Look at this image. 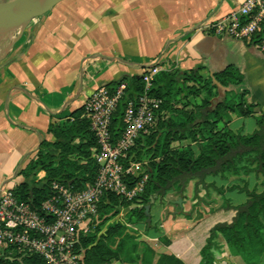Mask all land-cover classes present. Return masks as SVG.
Here are the masks:
<instances>
[{"label": "crops", "instance_id": "obj_1", "mask_svg": "<svg viewBox=\"0 0 264 264\" xmlns=\"http://www.w3.org/2000/svg\"><path fill=\"white\" fill-rule=\"evenodd\" d=\"M239 1L62 0L32 19L0 64V190L23 179L20 168L44 140L54 142L48 131L51 122L70 117L97 87L143 76L156 61L164 69L203 67L201 73L211 77L234 65L244 75L242 87L249 90V100L264 113V54L246 41L202 28L235 9ZM248 117L255 118L233 113L229 127ZM45 177L44 170L38 172L37 179ZM251 178L255 185L259 178ZM206 182L224 191L191 179L183 195L171 191L167 203L151 211L152 225L162 233L144 230L138 240L184 264H206L201 250L210 229L230 222L236 213L226 207V199L232 205L247 199L244 191L228 189L234 183L231 176L210 175ZM212 251L213 264H248L221 233ZM257 264H264V256Z\"/></svg>", "mask_w": 264, "mask_h": 264}, {"label": "trees", "instance_id": "obj_2", "mask_svg": "<svg viewBox=\"0 0 264 264\" xmlns=\"http://www.w3.org/2000/svg\"><path fill=\"white\" fill-rule=\"evenodd\" d=\"M202 69H163L156 75L150 93L163 99L158 122L149 133L136 140L126 160V163L147 161L149 178L144 192L131 201L115 193L101 197L98 202L100 221L94 220L92 231L82 237L83 264H111L114 260L124 264H153L155 259V264H184L175 255L159 254L138 240L136 227L145 226L146 231L154 229L162 233L156 224L152 225L147 205L165 198L171 191L183 195L188 182L194 178L223 192L224 187L207 183L206 178L210 175L229 178L241 172L263 176V188L257 183L250 188L247 180L244 185L233 183L228 187L244 191L247 199L237 205L226 199V207L236 213L230 222H218L210 229L201 254L206 264H213L212 248L221 233L248 264H257L264 256V113H258V103L249 100V90L242 87L244 75L238 67L230 65L215 75L224 86H235L220 101H215L218 89L212 77L204 76ZM123 81L127 82L126 95L113 115L111 126L116 138L123 130L128 99L141 94L145 85L143 76L124 77L113 85ZM233 113L254 116L258 128L248 134L232 130L229 123ZM48 131L54 135V142H42L35 156L20 168L18 175L23 179L13 186L14 194L34 208H39L51 195L53 182L82 190L94 182L99 171L93 157L97 138L90 120L84 116V106L66 119L51 122ZM182 141L187 144L175 145ZM41 170L46 172V177L37 179ZM140 178L132 176L131 179ZM120 207L128 209L125 222L114 219ZM141 245H144L142 251ZM0 264L46 263L40 256L29 255L22 260L0 256Z\"/></svg>", "mask_w": 264, "mask_h": 264}, {"label": "built area", "instance_id": "obj_3", "mask_svg": "<svg viewBox=\"0 0 264 264\" xmlns=\"http://www.w3.org/2000/svg\"><path fill=\"white\" fill-rule=\"evenodd\" d=\"M208 33L243 40L264 54V0H240L238 6L219 19L202 24ZM156 61L143 75L141 94L127 101L123 130L112 132L113 115L125 97L127 82L97 87L84 103V116L90 120L98 146L93 157L99 171L93 183L82 190L55 181L51 195L34 208L20 200L13 187L3 186L0 194V256L37 255L46 264H83L82 237L92 231L98 219V202L107 193L131 201L139 197L149 178L142 162L128 160L136 140L157 124L163 99L150 93L156 75L163 70ZM141 176L133 181L131 178Z\"/></svg>", "mask_w": 264, "mask_h": 264}, {"label": "water", "instance_id": "obj_4", "mask_svg": "<svg viewBox=\"0 0 264 264\" xmlns=\"http://www.w3.org/2000/svg\"><path fill=\"white\" fill-rule=\"evenodd\" d=\"M61 1L0 0V64L22 38L31 20L47 13ZM212 80L218 89L215 101L222 100L226 93L233 89V86H224L214 75ZM150 208L151 205H147V211H150Z\"/></svg>", "mask_w": 264, "mask_h": 264}, {"label": "rangeland", "instance_id": "obj_5", "mask_svg": "<svg viewBox=\"0 0 264 264\" xmlns=\"http://www.w3.org/2000/svg\"><path fill=\"white\" fill-rule=\"evenodd\" d=\"M255 120L256 119L252 118V117L244 118V120H242V122L239 121V122L235 123L232 126V129L234 131H236V132H242V133H245V134L252 133L255 129L258 128L257 121H255ZM244 122H245V125H244ZM184 144H187V142L186 141H182V142H176L175 143V145H184ZM146 165H147V161H143L142 162V168L146 169ZM242 175H247L246 177H247L248 185H249L250 188H253L255 186L254 185V181L255 180L253 178H251V177L256 176L254 172H251L250 174H245L244 172H241L240 175H232L231 177H233V182L234 183H238L240 185L241 184L244 185L245 184L244 181L246 179H243ZM250 175H252V176H250ZM261 177H262L261 175H260V177L256 176V178H259V179L256 180V183L258 184L259 188L262 187V184L260 183V178ZM259 183H260V185H259ZM165 199H166V196L163 199L154 200L152 202V204H151L150 211H152L153 209L155 211L157 206L165 205L167 203V201H165ZM127 211H128L127 208L120 207L119 208V214L114 219H119V220L125 222ZM99 221H100V218H98L97 222H99ZM154 222H155V219L151 221V223H154ZM144 230H145V226H142V227L136 228L134 231H135L136 234L140 235Z\"/></svg>", "mask_w": 264, "mask_h": 264}, {"label": "bare ground", "instance_id": "obj_6", "mask_svg": "<svg viewBox=\"0 0 264 264\" xmlns=\"http://www.w3.org/2000/svg\"><path fill=\"white\" fill-rule=\"evenodd\" d=\"M1 45V44H0ZM1 47V46H0Z\"/></svg>", "mask_w": 264, "mask_h": 264}]
</instances>
